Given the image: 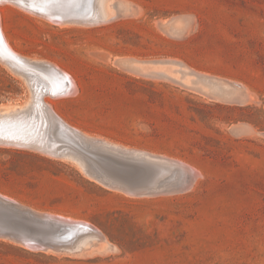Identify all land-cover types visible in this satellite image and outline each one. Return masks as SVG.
<instances>
[{
	"label": "rangeland",
	"instance_id": "rangeland-1",
	"mask_svg": "<svg viewBox=\"0 0 264 264\" xmlns=\"http://www.w3.org/2000/svg\"><path fill=\"white\" fill-rule=\"evenodd\" d=\"M107 1L121 15L100 25L7 2L0 30L42 79H74V95L43 100L106 142L86 145L164 166L159 189L192 187L132 197L85 177L82 158L0 145V195L100 231L76 252L0 238V264H264V0ZM0 59V114L38 113L26 68Z\"/></svg>",
	"mask_w": 264,
	"mask_h": 264
},
{
	"label": "water",
	"instance_id": "water-1",
	"mask_svg": "<svg viewBox=\"0 0 264 264\" xmlns=\"http://www.w3.org/2000/svg\"><path fill=\"white\" fill-rule=\"evenodd\" d=\"M17 1H19L18 3L21 5L30 7L31 9L40 12H46L47 8H49L52 13L60 15L64 20L67 19L66 17H68L69 20L83 19L80 22L78 20L77 21L79 23H93V25L108 23L121 15L120 12H117L113 8L115 16L113 19L107 21L104 15L98 13L96 0H51L50 2L49 0ZM63 4L66 5L65 11L60 10V6ZM113 4L114 3L112 2V7ZM0 43L4 46L1 32ZM13 56L16 58L14 59V57H12L14 63L26 68L27 75L32 78L33 88L37 94L38 100L40 101L38 106L49 110L54 118L61 122L67 129L79 134L77 130L65 124L53 112L51 107L43 102V98L46 95H52L51 90L53 89L46 79H42L43 77L40 74L42 71L48 72V70L42 66L28 64L25 61L18 59L19 57L17 58V55L15 54H13ZM50 73L52 74L53 72L51 71ZM50 80H54V86L58 89L62 86V84H65V82H59L56 74H54ZM56 82H59L58 86ZM39 117L40 116L37 112L34 114L28 113L25 115H14L13 117L0 119V126L3 128L2 132L8 131V129L13 125L15 127H19L20 130L23 129L25 132L30 131V134L34 135V138H39L43 129L46 128V126L43 125V121L39 119ZM61 132L65 138H67L66 142L56 134V131H50L51 135L54 137L53 138L50 135V139L57 142L55 149H59L57 150L59 155L56 158L72 161V158L67 156L68 152L66 151V149L71 145L79 149L83 155L100 156L102 168L99 170H91L82 167L80 164L79 165L85 177L106 189L118 191L132 197H148L160 194L182 193L188 191L192 187L189 184L172 182L169 184L167 183L168 186L164 189H159V185L157 186L158 188L149 185H142L135 179L137 178V167L128 165L108 155L99 153L90 147V145H86L84 143L81 144L75 141L72 135L66 133L64 129H61ZM47 140H49V138H47ZM175 163L179 164V162ZM99 232L100 231H98L95 227L87 225V223L77 224L64 221L60 218L38 215L31 209L21 206L17 202L0 195V238L19 244L24 248H26V246L24 245L22 239H29L31 241V248L26 249L39 251L51 249L54 251L76 252L81 250L77 248V244L80 240L87 237L94 238L100 234ZM95 241H99V238L95 239ZM108 246L112 248V245L108 244ZM102 252L108 251L102 249Z\"/></svg>",
	"mask_w": 264,
	"mask_h": 264
},
{
	"label": "bare ground",
	"instance_id": "bare-ground-1",
	"mask_svg": "<svg viewBox=\"0 0 264 264\" xmlns=\"http://www.w3.org/2000/svg\"><path fill=\"white\" fill-rule=\"evenodd\" d=\"M51 0H49L50 2ZM7 2H16L18 3L19 1L17 0H0V5H3L4 3H7ZM8 4V3H7ZM20 4V3H18ZM13 5V4H12ZM17 6V5H16ZM96 6H97V11L99 14L101 15H104L106 17V20H110L112 17H113V14L112 12L109 10V4H108V1L107 0H96ZM112 6V4H111ZM20 7V6H19ZM22 7H25L29 10H32V11H36V10H33L31 9L30 7H27V6H24L22 5ZM60 10L61 11H65L66 10V5L63 4L60 6ZM37 13L41 14L42 16H46L48 17L49 19H51L52 21H55V22H58V20L61 19L62 21V17L60 15H57V14H54L52 13L49 8H47L46 12H40V11H36ZM35 12V13H36ZM68 18V17H66ZM67 20V19H66ZM74 20V19H73ZM76 22L77 20L80 22V20H83V19H75ZM68 21V20H67ZM75 22V23H76ZM91 22H94V21H91ZM59 23V22H58ZM66 23V22H65ZM69 23H73V22H69ZM1 24V23H0ZM68 24V23H67ZM1 27V25H0ZM1 32V35H2V38H3V41H4V46L1 45L0 43V58H2L3 60H6L8 56L10 57H14L13 54H15L12 49H10V46L6 40V37L3 35L2 31L0 30ZM6 53H9V54H6ZM17 54V53H16ZM15 54V55H16ZM19 57V58H18ZM17 58L20 59V56L17 55ZM25 58V57H24ZM16 59V58H15ZM22 59V58H21ZM20 59V60H21ZM1 60V59H0ZM33 61V60H32ZM40 61V60H39ZM5 62H8V61H5ZM29 62V61H28ZM31 62V61H30ZM36 62V61H35ZM45 62V61H44ZM38 63V62H37ZM47 63V62H46ZM13 64V63H12ZM40 64V63H38ZM45 64V63H43ZM18 67V66H17ZM16 68V66L14 67ZM21 69V68H20ZM50 69V68H49ZM16 70V69H15ZM22 70V69H21ZM25 70V69H23ZM23 70H22V73H23ZM52 72H53V75L56 74V77L57 79H59V82L63 83L65 82V84H62V86L58 89V88H55V84H54V80H50L51 78L50 75H48L49 77V80H48V83L51 85V88H53L51 90V93L52 95H46V96H49V97H52V98H57V97H60V96H63V95H68L69 94H73L76 92V86H75V83H74V79H72L70 76H68L67 74L63 73L62 71H60L59 69L55 68L54 67H51L50 69ZM12 71V70H11ZM18 72H20L18 70ZM17 72V74H18ZM26 72V71H25ZM27 73V72H26ZM20 75V74H18ZM25 75V74H24ZM27 75V74H26ZM25 75V76H26ZM22 76V75H21ZM42 76H45L44 74ZM23 77V76H22ZM47 77V76H46ZM28 78V77H26ZM30 78V77H29ZM45 79V78H44ZM24 80V79H23ZM26 81V80H25ZM29 81V80H28ZM27 81V82H28ZM31 81V80H30ZM29 81V82H30ZM25 82V83H27ZM59 82H56L57 86H58V83ZM29 84V83H28ZM27 85V84H26ZM31 82H30V86H31ZM29 86V85H28ZM243 86V85H242ZM244 88V86H243ZM33 91V93L31 94L32 95V98H31V103L29 105L30 106V110L33 109V112L34 110L35 111H38V115L40 116L39 119H41L43 121V125L46 126L47 124H49V121H51V125H56L57 126V129L59 128H64L66 130V133L72 135V137L75 139V141L81 143V144H86L88 142H94V140H98L100 141L101 143V146L104 147L105 143L102 142V141L96 137H92L90 138L89 136L87 137V135H85L83 132H80L79 130H77L79 132L78 133H75L73 131H70L69 129H67L61 122H59L57 119L54 118V116L51 114V112L49 110H46L44 109L43 107L41 108L40 106H38V104L40 103V101L38 100V97H37V94L35 93V90L32 86V88L30 89ZM74 95V94H73ZM64 96V97H65ZM30 97V96H29ZM45 98V97H44ZM43 102L45 104H48L51 109L52 106L50 103H53L52 100H48L46 99L43 100ZM25 105V106H26ZM29 109V107H28ZM19 110V109H17ZM22 110V109H21ZM30 110H27L30 111ZM25 111V110H24ZM20 114H23L21 111H18V112H11V113H6V114H0V119H4V118H9V117H13L14 115H20ZM28 114V113H27ZM24 115V114H23ZM64 122V121H63ZM66 124V122H64ZM7 126V125H6ZM5 126V127H6ZM70 126V125H69ZM4 127V128H5ZM59 127V128H58ZM1 128V126H0ZM2 129H0V145H13L14 146H22L24 148V146H27V147H31L39 152H42L44 154H52L54 156H58V152L57 150L59 149H55V146H56V143L55 141H53L52 139H50V135L51 133L49 132V129H47V126L46 128L43 129V131L41 132V136L39 138H34V135H31L30 131H24L23 129L20 130L19 127H15V126H11V128L8 129V131L6 132H2ZM61 129H60V132L58 130V132L56 133L60 138L64 139V141L66 142L67 141V138H65V136H61ZM63 134V133H62ZM52 136V135H51ZM53 137V136H52ZM51 137V138H52ZM47 138H49V140H47ZM54 138V137H53ZM55 140V139H54ZM110 143V142H109ZM114 145V144H113ZM112 145V146H113ZM117 146V145H116ZM3 147V146H2ZM21 147V148H22ZM120 147V146H118ZM26 148V147H25ZM31 150V149H30ZM96 151H98L99 153H102V154H105V155H108L116 160H119V161H122L123 163H126L128 165H133L135 167H137L138 171L136 172V181L139 182L140 184L142 185H149V186H161V184L164 183L165 179H164V173H165V168L164 166L160 165L159 163H156V162H153V161H150L146 158H134V157H128V156H123L121 154H116V153H111V152H107L105 150L102 149H95ZM66 151L68 152V156H73L74 158L77 157L78 158H82L84 160V164L86 166H84L85 168H88V169H91V170H94V169H101V160H100V156H96V155H92V156H86V155H83L80 150L76 149L73 145L69 146ZM151 154V153H150ZM153 154V153H152ZM156 155V154H155ZM51 157V156H50ZM81 162V161H79ZM189 166V165H188ZM188 166L185 168H188ZM173 168V167H172ZM175 168V167H174ZM193 169V168H192ZM107 170V169H105ZM180 171V169H178ZM184 170V169H183ZM187 171V169H186ZM193 171L194 173H196V170H191ZM189 172V171H188ZM184 173V172H183ZM192 175V172L191 174ZM195 175V174H194ZM196 176V175H195ZM194 177V176H193ZM198 178V177H197ZM186 179V178H184ZM188 179V178H187ZM191 180V179H190ZM167 181V180H166ZM176 181V180H175ZM191 183V182H190ZM167 185V183H166ZM35 212V211H34ZM42 213V212H41ZM40 213V214H41ZM38 215H40L39 213H37ZM49 215V214H47ZM41 216H46V215H42ZM53 216V215H52ZM47 217H51V214L50 216H47ZM62 217V216H61ZM52 218V217H51ZM53 218H56V217H53ZM62 219V218H60ZM69 219V218H68ZM64 219L63 217V220L64 221H69V222H72V223H77V224H83L84 222H80V221H75V220H72V219ZM89 225V224H87ZM98 235V234H97ZM91 237H87V238H84L83 240H80L78 242V244L80 245H85L84 243L90 239ZM98 238V237H97ZM24 245L27 247V248H31L30 245H31V241L29 239H22ZM91 241V240H90ZM89 242V241H87ZM107 246V245H106ZM80 249V248H78Z\"/></svg>",
	"mask_w": 264,
	"mask_h": 264
},
{
	"label": "crops",
	"instance_id": "crops-1",
	"mask_svg": "<svg viewBox=\"0 0 264 264\" xmlns=\"http://www.w3.org/2000/svg\"><path fill=\"white\" fill-rule=\"evenodd\" d=\"M169 79H171V78H169ZM171 80H173V79H171ZM188 86V85H187Z\"/></svg>",
	"mask_w": 264,
	"mask_h": 264
}]
</instances>
